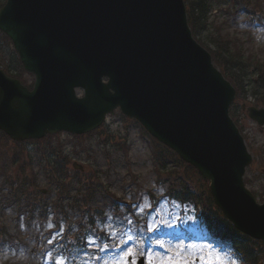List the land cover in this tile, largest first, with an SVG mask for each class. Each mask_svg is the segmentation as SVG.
Returning a JSON list of instances; mask_svg holds the SVG:
<instances>
[{"label": "water", "instance_id": "obj_1", "mask_svg": "<svg viewBox=\"0 0 264 264\" xmlns=\"http://www.w3.org/2000/svg\"><path fill=\"white\" fill-rule=\"evenodd\" d=\"M0 30L34 75L28 90L0 70L12 140L84 134L119 108L209 182L234 228L264 240V201L243 182L252 156L228 116L235 90L192 37L183 0H6ZM247 116L264 127V107Z\"/></svg>", "mask_w": 264, "mask_h": 264}, {"label": "rangeland", "instance_id": "obj_2", "mask_svg": "<svg viewBox=\"0 0 264 264\" xmlns=\"http://www.w3.org/2000/svg\"><path fill=\"white\" fill-rule=\"evenodd\" d=\"M184 2L187 19H196L190 10L195 0ZM212 8L209 29L199 33L196 20L193 26L189 23L190 31L215 56L220 70L230 75L240 96L230 106L231 115L252 155L244 182L260 203L264 200V127L247 118L240 104L261 106L258 101L264 97L260 79L264 74V0H215ZM222 37L229 39L219 41ZM232 44L236 60L225 56ZM14 51L0 37V64L10 74L19 71ZM9 60L16 63L12 69ZM22 76L25 83H32L31 75ZM147 137L151 139L141 124L117 109L85 136L62 133L40 142L0 143V264H55L58 258L67 264H119L129 248L135 252L129 264L141 258L148 264L149 254L157 260L168 255L175 259L174 253L180 250L181 257L194 258L195 264H201V256L206 264H218L216 257L222 264H242L239 256L232 254V258L203 236L196 210L171 199L169 183L158 184L162 180L155 165L160 148ZM51 142L61 145L62 156L67 157L56 168L57 174L47 166L55 154L44 152V144ZM73 163L81 171L74 170ZM180 164L173 159L167 170L188 176L201 202L206 194L210 198L208 184ZM163 176L167 178V173ZM87 186L92 187L88 201ZM252 243L255 262L264 264L263 245Z\"/></svg>", "mask_w": 264, "mask_h": 264}, {"label": "trees", "instance_id": "obj_3", "mask_svg": "<svg viewBox=\"0 0 264 264\" xmlns=\"http://www.w3.org/2000/svg\"><path fill=\"white\" fill-rule=\"evenodd\" d=\"M212 5H213V0H195V2H193V4L190 6V10L191 13L193 15H196V19H189L190 21V25L193 26L194 22L197 20V26L199 27V33L203 32L207 29H209V25L211 24V19H210V12L212 11ZM190 13V12H189ZM222 31H218L217 33L221 34ZM0 37L3 38L4 40H8L3 34L0 33ZM229 37H226V39L224 37L219 38V41H226L228 40ZM223 41V42H224ZM216 42V37L215 40L213 41V43ZM234 48L235 45H228V47L226 48V58H232L233 60H236V56H235V52H234ZM213 60H214V64H217L218 66H220L219 63H217V59L215 58V56L213 55ZM11 61V60H10ZM262 105L264 104V97L261 100ZM52 136V135H51ZM51 136H46L45 138H43L40 141H44L48 138H50ZM9 141V139L7 137H5V135L0 132V143H5ZM37 141V142H40ZM21 144V143H17ZM40 144H44V143H40ZM39 144V145H40ZM57 144H60V142H57ZM157 146L160 148L159 152H157V164L155 165V169H156V173L157 175L161 178V180L163 181V184L165 183H169L171 188H173V193L171 197H174V199L178 202H180L181 204H195L202 207L203 209V215L205 217V220L208 221L211 230L214 232V234H216L218 237L221 238H226L229 239V241L234 244V247H236V249H238L244 259L246 260V263L248 264H257L255 262V258L252 256L253 255V248L249 246V243L252 244H256V245H263V247H260V249H264V242L263 241H253L250 238H248L247 236H244L242 234H240L237 230H234L233 227L229 224V222L224 219V216L221 214V212L215 207H213V209H210L211 204H213V200L212 198H208V195L206 194V196H204V200L201 202L202 198H199L197 196L194 195V187H192L189 183V179L188 176H183L181 173H179L178 171L176 172H172V171H168V163L169 161L171 162L173 159L176 161H178L179 163H181L182 165H184V167L188 168L191 172L194 173L195 176L199 177L200 175H198V173L196 172V170L194 168H192L190 165H185L178 157L177 154H174L170 149H168L166 146H161L158 143ZM45 148H44V152L47 151H51V153H53L54 155V160L52 158V161L48 162V167H50L52 170L55 171L54 174H57V170L56 168H60L61 165V160L63 159H67V157L65 155L62 156V148L60 147L61 145H57L54 146L53 142L51 143H46L44 144ZM180 164V165H181ZM175 167L179 168L180 166H178L177 164L174 165ZM74 172V171H73ZM72 172V174H73ZM167 173V178H163L165 176L164 173ZM60 175V174H59ZM62 175H60V179H61ZM201 177V176H200ZM202 178V177H201ZM59 179V180H60ZM203 180V178H202ZM204 181V180H203ZM204 183L207 184L206 181H204ZM84 187V186H83ZM86 188V192L89 190H92L91 186H87ZM112 197H115V195L110 194ZM87 201L89 200V194L87 192V194H85Z\"/></svg>", "mask_w": 264, "mask_h": 264}, {"label": "snow or ice", "instance_id": "obj_4", "mask_svg": "<svg viewBox=\"0 0 264 264\" xmlns=\"http://www.w3.org/2000/svg\"><path fill=\"white\" fill-rule=\"evenodd\" d=\"M131 239V237H129ZM51 242V241H50ZM89 244L95 243V241H89ZM106 247V246H105ZM182 251V250H180ZM180 251L174 253L175 259L173 255H168L166 257H161L159 260L155 259L151 254L148 255V264H195V259L191 257H181ZM135 256V252L133 249L129 248L123 256L120 258L119 264H129V259ZM208 257L211 258V253L208 254ZM201 264H206V260L204 256L200 257ZM218 264H222L219 257H216ZM55 264H67L66 259L58 258L55 261ZM131 264H136L135 259L131 260Z\"/></svg>", "mask_w": 264, "mask_h": 264}]
</instances>
